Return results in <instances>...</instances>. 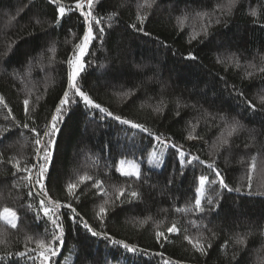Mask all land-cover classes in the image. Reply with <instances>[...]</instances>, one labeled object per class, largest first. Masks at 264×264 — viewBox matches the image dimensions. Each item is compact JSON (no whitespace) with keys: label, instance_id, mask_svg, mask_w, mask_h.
Returning <instances> with one entry per match:
<instances>
[{"label":"trees","instance_id":"trees-1","mask_svg":"<svg viewBox=\"0 0 264 264\" xmlns=\"http://www.w3.org/2000/svg\"><path fill=\"white\" fill-rule=\"evenodd\" d=\"M62 3L74 8L76 0ZM228 3L97 0L93 14L105 31L99 38L94 25L98 39L83 58L78 83L96 103L148 132L70 102L52 138L45 186L52 199L71 202L98 233L144 251L129 253L103 236H92L64 208V243L49 264H264V0H238L230 13ZM138 14H147V36L131 27H139ZM57 19L49 0H0V214L8 208L17 216L15 229L0 219V264H41L37 252L29 253L31 258L16 253L51 238V225L39 210L38 186L29 196L28 173L17 172L14 165L37 163L30 129L42 135L55 113L68 90L67 60L86 30L78 10L59 24ZM189 53L197 59H186ZM69 97L79 101L71 92ZM235 121L242 128L229 137ZM189 134L196 139H188ZM172 144L182 147L185 160L191 154L214 162L233 191L211 183L215 173L198 161L181 169ZM121 160L136 162L141 178L122 176ZM202 175L209 180L203 213L195 210ZM83 176L91 179L79 183L70 198L67 185ZM121 188L125 196L117 199ZM131 191L140 198L129 203ZM101 206L107 209L103 222L97 218ZM174 223L179 232L170 234ZM157 231L168 241L158 243ZM185 236L206 248L210 243L208 255L195 251ZM238 238L245 245L236 244Z\"/></svg>","mask_w":264,"mask_h":264},{"label":"snow or ice","instance_id":"snow-or-ice-1","mask_svg":"<svg viewBox=\"0 0 264 264\" xmlns=\"http://www.w3.org/2000/svg\"><path fill=\"white\" fill-rule=\"evenodd\" d=\"M155 2V0H153ZM238 0H229L228 3V10L229 13L233 7H235ZM50 4L56 5V11L58 13V19L57 24L60 23V19L65 17L67 13L72 12L74 10H78L80 13V16L83 17V22L86 25V30L83 32L82 37L80 38V42L74 45V51L72 53V56L67 60L68 65L71 67V71L69 73V82H68V90H66L63 94V97L60 99L59 104L55 108V113L51 116V120L47 123L45 126V130L43 131V134L37 130V128H31L30 131L35 134V145L37 146L35 149V159L37 160L36 164L26 166L24 168H21L19 166V162H17L14 167H16L17 172H26L28 173L27 179L30 184V190L28 192L29 196L33 195V191L36 190L37 186L39 191L37 192V195L40 197L39 200V210L42 211L43 217L47 218V222L51 225V233H50V239L45 242L44 239H39L36 241V248L32 249L29 248L25 252H17L16 256L18 257H29V253L31 252H37V255L40 257L41 264H49V261L56 257L58 254V249L63 246V237L65 234V228H64V221L62 219V212L61 209L67 208L71 211V216L69 217L73 223L77 222V218H79V222L82 225L84 229L87 230L92 236H103L105 240L110 241L114 245H119L123 249H125L129 253H138L143 252V249H139L134 245H130L129 243H126L122 240H116L113 239L110 235L107 233H98L84 218L80 215V213L77 211L75 207H73L71 202H65L61 203L59 200H54L49 196L48 189L45 186V179L46 174L48 172V162L52 156V147L55 144V140L52 139L56 133L59 131L58 124L60 123L64 111L65 106L68 105L70 102L72 103H83V105L86 108L89 109H96L100 113H103L105 117H111L112 119L118 121L121 124L130 125L132 128H138L141 131L148 132V129L144 127L142 124L134 123L133 121L123 118L122 116L115 115L113 112L109 111L107 108L102 107L99 103H96L85 91H83L78 83V78H80L81 73L84 70V63H83V57L88 53L89 46L92 44V42L96 39H98L97 33L94 32V25L97 26L98 32L100 34L99 38L103 37L104 34V28L99 27V25L102 23L101 18H98L93 14V9L96 6L97 0H76V3L73 7H68L64 3H62V0H49ZM151 7V4L148 5ZM253 15H256L255 12L252 13ZM206 15V14H203ZM147 14L141 15L138 14L136 19L139 24V27H137V24H132L131 27L137 31L143 32L144 35H149L146 31H144L143 25L145 21L147 20ZM220 21L217 20L216 23H219ZM37 24H40L41 21L39 19L36 20ZM181 25L183 24V20L180 21ZM204 33L207 34V27L203 29ZM199 33L192 36L191 39H196ZM14 43V42H13ZM12 44H9V50H11ZM186 59L195 60L197 57L193 55L192 53H189ZM231 60V58H229ZM220 62V61H218ZM238 63V62H237ZM261 72H264V68L260 69ZM249 75H251L249 73ZM69 92L72 93L73 97H79V101L71 100L69 97ZM124 95H128L125 93ZM242 95V93H241ZM4 103V98L0 96V104ZM261 103H264V99L261 100ZM28 104L29 101L25 100V114H28ZM4 107H7L6 104H4ZM251 107V105H249ZM156 111H160L159 108L156 109ZM178 114V113H177ZM9 115H11V111H9ZM31 118V117H29ZM13 119H15L13 117ZM215 119V117H213ZM34 122V121H33ZM19 126V125H17ZM24 128H29V125L27 123L23 124ZM242 128V125L239 124L238 121L233 122L228 127L227 135L231 137L233 134L237 133ZM151 135V133H149ZM44 138H47L46 140ZM188 139H196L195 136L192 134H189L187 137ZM156 140L160 141V137L156 136ZM163 143V141H160ZM223 143L227 144L228 141L224 140ZM168 145H166L167 147ZM170 147L176 148V153L178 155V159L180 162V168L183 169L185 166V163L192 164L193 161H198L200 164H204L205 167L210 169L212 172L215 173V179L211 181V183L216 184L218 183L220 188L227 189L228 191H233V189L229 188L228 184L225 183L224 177L220 170L217 169L214 162L207 163L204 160H201L199 156L188 154L190 158L185 160V152L182 150V147L177 148L175 144L170 145ZM40 161H43L40 163ZM125 164V161L121 160L120 165L121 167L118 169L120 174L125 177H135L137 180L141 178L140 168L139 165L132 164L131 167L128 170H125L123 167ZM157 166H159V161L157 162ZM253 170L255 169V164L252 165ZM35 170V171H34ZM181 175H183V172H181ZM91 177L89 176H83L80 178V180L77 183H69L67 185V193L68 196L74 197L75 192L74 190L78 187L79 183H83L87 180H90ZM171 182V181H169ZM209 183V180L207 176H200L199 177V186L196 189V196H195V210L198 212H205V208L202 205V200L204 199V193H205V186ZM249 188L251 187V176H249ZM94 187L97 188L98 194L102 191V185L99 181H97L94 184ZM236 191H240L239 188L235 189ZM118 196L117 199H119L122 196H125V191L123 188L118 190ZM128 196L130 199L127 200V202L131 203L136 199L140 198V193L136 191H131ZM77 201L79 200V197H76ZM123 203V201H122ZM207 203L209 205H213V201L211 198H208ZM31 207V205H29ZM218 207V205H214L212 208L208 209L209 211L215 210V208ZM178 211H185V209H177ZM190 211L191 209H187ZM107 215V209L104 206H101L99 208V212L97 213V218L103 222L105 216ZM0 219H3L4 222L8 225H10L11 228L15 229L17 227V216L16 213L11 211L8 208H4L3 213L0 214ZM167 232L170 234L178 233L179 229L177 228L176 224H172L171 227L167 229ZM156 240L158 243L161 242V240L167 242L168 236L165 235L162 231H157L156 234ZM185 240L188 241L189 244L192 245V247L195 249V251L199 252L202 256H207L208 252L207 249L211 248V244L209 243L207 245V248L205 245L199 241H193L192 238L185 236ZM29 240H31V237H29ZM236 244L238 245H245V240L242 238L236 239ZM163 246V244H161ZM39 249L40 251H37ZM155 255H162L161 253H155ZM236 258V255H233V259ZM4 259V257H0V260ZM164 264H171L169 260H165Z\"/></svg>","mask_w":264,"mask_h":264},{"label":"rangeland","instance_id":"rangeland-1","mask_svg":"<svg viewBox=\"0 0 264 264\" xmlns=\"http://www.w3.org/2000/svg\"><path fill=\"white\" fill-rule=\"evenodd\" d=\"M84 58V57H83ZM72 69H71V67H70V71H71ZM204 146V145H203ZM132 164H136L137 165V163L136 162H134V161H125V164H124V168H125V170H128L130 167H131V165ZM120 167H121V165H120ZM3 220V219H2ZM4 221V220H3ZM16 223H17V220H16ZM10 226V225H9Z\"/></svg>","mask_w":264,"mask_h":264}]
</instances>
